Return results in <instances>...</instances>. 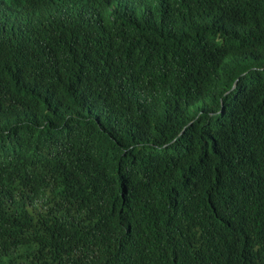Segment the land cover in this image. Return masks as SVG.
I'll list each match as a JSON object with an SVG mask.
<instances>
[{"label": "trees", "instance_id": "trees-1", "mask_svg": "<svg viewBox=\"0 0 264 264\" xmlns=\"http://www.w3.org/2000/svg\"><path fill=\"white\" fill-rule=\"evenodd\" d=\"M0 264H264V0H0Z\"/></svg>", "mask_w": 264, "mask_h": 264}]
</instances>
